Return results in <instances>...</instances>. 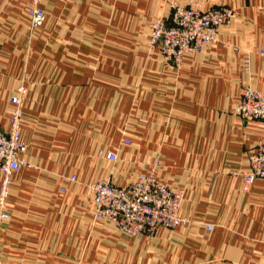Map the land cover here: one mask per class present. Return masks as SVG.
Segmentation results:
<instances>
[{
    "label": "crops",
    "instance_id": "crops-1",
    "mask_svg": "<svg viewBox=\"0 0 264 264\" xmlns=\"http://www.w3.org/2000/svg\"><path fill=\"white\" fill-rule=\"evenodd\" d=\"M171 3L233 14L178 67L148 45ZM29 4L0 0L1 130L26 89L0 264H264V180L242 179L264 129L234 113L244 87L264 92V0H39L35 31ZM151 167L189 223L130 237L94 218L90 184Z\"/></svg>",
    "mask_w": 264,
    "mask_h": 264
},
{
    "label": "built area",
    "instance_id": "built-area-1",
    "mask_svg": "<svg viewBox=\"0 0 264 264\" xmlns=\"http://www.w3.org/2000/svg\"><path fill=\"white\" fill-rule=\"evenodd\" d=\"M170 8L169 17H158L152 22L148 45L158 49L163 60L176 67L180 66L184 55L215 43L217 29L228 23L232 16L231 10L224 7L202 10L195 4H172ZM27 13L30 31L42 26L45 12L39 7V0H30ZM25 91L24 83L17 87L16 95L10 98L13 107L9 127L6 131L0 129V224L9 218L7 200L11 176L25 165L23 154L26 144L20 133ZM234 113L244 121L258 122L264 129V92L243 88ZM97 156L107 161L116 160L112 152H99ZM247 168L242 173L244 190L255 180H264V138L248 153ZM88 188L94 205V218L112 222L126 236H152L159 227L172 228L189 223L179 213L182 192L156 180L152 167L148 173L137 175L125 186L113 185L108 178H102ZM205 229L211 231L213 226L206 225Z\"/></svg>",
    "mask_w": 264,
    "mask_h": 264
},
{
    "label": "rangeland",
    "instance_id": "rangeland-1",
    "mask_svg": "<svg viewBox=\"0 0 264 264\" xmlns=\"http://www.w3.org/2000/svg\"><path fill=\"white\" fill-rule=\"evenodd\" d=\"M172 4H177V3H171L170 4V6L172 5ZM170 10H171V8H170ZM231 13H232V11H230ZM233 15V14H232ZM231 18H232V16H231ZM231 20V19H230ZM230 20L228 21V22H230ZM227 24V23H226ZM225 25V24H224ZM216 42V41H215ZM244 88H246V87H244ZM240 95H241V92H240ZM152 170H153V168H152Z\"/></svg>",
    "mask_w": 264,
    "mask_h": 264
}]
</instances>
